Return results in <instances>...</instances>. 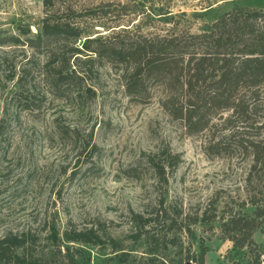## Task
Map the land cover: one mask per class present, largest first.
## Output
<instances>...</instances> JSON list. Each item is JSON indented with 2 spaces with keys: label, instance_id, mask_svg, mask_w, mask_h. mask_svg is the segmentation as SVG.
I'll return each mask as SVG.
<instances>
[{
  "label": "rangeland",
  "instance_id": "rangeland-1",
  "mask_svg": "<svg viewBox=\"0 0 264 264\" xmlns=\"http://www.w3.org/2000/svg\"><path fill=\"white\" fill-rule=\"evenodd\" d=\"M236 7L264 10V0H171L172 11L190 20L178 29L193 31ZM44 15L42 0H0V33H36ZM47 57L26 45L0 46V238L24 234L52 264H252L259 257L264 264V168L254 171L240 151L207 156V136L187 135L158 96L133 100L109 63L96 62L97 73L52 94L42 75ZM79 64L70 56L67 67ZM23 84L32 109L12 98ZM162 150L181 161L160 179L148 159ZM135 214L155 220L141 229ZM73 227L99 240L68 242L63 233ZM247 234L245 246L235 243Z\"/></svg>",
  "mask_w": 264,
  "mask_h": 264
},
{
  "label": "trees",
  "instance_id": "trees-1",
  "mask_svg": "<svg viewBox=\"0 0 264 264\" xmlns=\"http://www.w3.org/2000/svg\"><path fill=\"white\" fill-rule=\"evenodd\" d=\"M42 1L45 15L37 32L27 28L19 35L0 33V46L26 45L46 53L42 75L52 94L62 96L78 80L97 73L96 62L109 63L120 72L125 93L133 100L149 102L158 96L161 107L187 135L207 136V156L240 151L250 156L254 171L264 168V10L236 7L207 28L193 31L178 29L190 20L185 11H172L171 0H99L81 9L72 0ZM59 1L64 2L55 9ZM97 26L108 32L92 34ZM70 56L85 66L69 70ZM28 73L23 70L20 84ZM24 89L23 84L12 98L32 109L35 101ZM5 124H0V135ZM98 149L92 146L93 152ZM148 161L161 179L166 169L177 167L181 155L162 150ZM135 217L141 229L155 220ZM63 237L68 242L99 240L96 232L76 227L66 229ZM249 237L239 236L235 243L245 246ZM53 239H60L57 233ZM27 243L24 234L1 237L0 264H52ZM252 264H261L260 257Z\"/></svg>",
  "mask_w": 264,
  "mask_h": 264
}]
</instances>
